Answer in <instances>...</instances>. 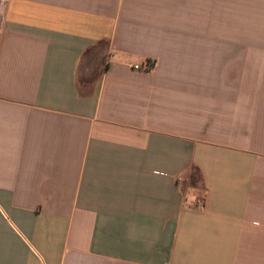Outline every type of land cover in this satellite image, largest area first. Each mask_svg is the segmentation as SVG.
Segmentation results:
<instances>
[{"label":"crops","instance_id":"1","mask_svg":"<svg viewBox=\"0 0 264 264\" xmlns=\"http://www.w3.org/2000/svg\"><path fill=\"white\" fill-rule=\"evenodd\" d=\"M0 264H264V0H8Z\"/></svg>","mask_w":264,"mask_h":264},{"label":"built area","instance_id":"2","mask_svg":"<svg viewBox=\"0 0 264 264\" xmlns=\"http://www.w3.org/2000/svg\"><path fill=\"white\" fill-rule=\"evenodd\" d=\"M8 0H0V31L2 28V23L4 19V11L6 8ZM154 68V64L152 62H145L144 64H139L133 66V69L140 72H150ZM180 181V179H179ZM201 205V204H200Z\"/></svg>","mask_w":264,"mask_h":264},{"label":"rangeland","instance_id":"3","mask_svg":"<svg viewBox=\"0 0 264 264\" xmlns=\"http://www.w3.org/2000/svg\"><path fill=\"white\" fill-rule=\"evenodd\" d=\"M253 28H246V39H251L252 38V33H250V31H252ZM228 36L230 40H237L238 39V28H228ZM192 183H194V186L199 185V175L196 171L193 172L192 174ZM189 182V183H190Z\"/></svg>","mask_w":264,"mask_h":264}]
</instances>
